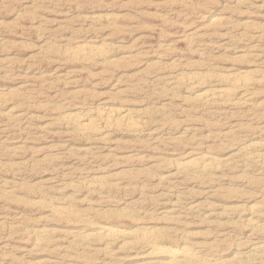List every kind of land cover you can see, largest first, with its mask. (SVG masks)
Listing matches in <instances>:
<instances>
[{"label":"rangeland","instance_id":"1","mask_svg":"<svg viewBox=\"0 0 264 264\" xmlns=\"http://www.w3.org/2000/svg\"><path fill=\"white\" fill-rule=\"evenodd\" d=\"M263 146L264 0H0V264H264Z\"/></svg>","mask_w":264,"mask_h":264},{"label":"bare ground","instance_id":"2","mask_svg":"<svg viewBox=\"0 0 264 264\" xmlns=\"http://www.w3.org/2000/svg\"><path fill=\"white\" fill-rule=\"evenodd\" d=\"M70 53L73 55V57L77 58V59H87V58H91L93 56H96V55H100L102 54V52H100V49L99 48H96L94 46H83V45H79L77 46L76 48H74L73 50L70 51ZM241 76V75H240ZM191 78V77H190ZM189 79V78H188ZM192 80V79H190ZM228 80V79H227ZM236 80V79H234ZM242 80V79H241ZM250 81V80H249ZM194 82V81H193ZM248 82V81H247ZM247 82L245 80H242L240 81V86H247ZM238 83V82H237ZM194 84V83H193ZM195 87L198 88V84L194 85ZM239 86V87H240ZM192 87V86H191ZM200 87V86H199ZM225 90H218V91H205L203 93H201V96H200V100L204 101V102H211V100L215 99L216 97L220 96L223 94ZM245 91V90H244ZM243 91V92H244ZM227 93V92H226ZM232 93V92H231ZM230 93V94H231ZM229 95V94H228ZM233 95V94H232ZM247 95V94H246ZM223 97V96H222ZM225 97V96H224ZM217 99V98H216ZM247 101V100H246ZM120 110V109H119ZM129 110V109H128ZM100 114V113H99ZM98 115V114H97ZM102 116V119L110 126H113V125H119V124H127V125H130V126H135L137 125L135 120L132 119L133 116L131 115V113L129 111H123V112H120V113H114L111 110H105V112H103L101 114ZM98 118V117H97ZM66 119L73 123L74 125L77 126L78 129L82 130V131H90V132H98L100 131L97 127H95L93 125V123H91V120L93 118L85 120L84 121V118L80 117L79 113H70L68 115H66ZM95 122V120H93ZM98 126V125H97ZM99 127V126H98ZM106 127V126H105ZM136 127V126H135ZM112 128V127H111ZM89 133V132H88ZM94 133V134H95ZM259 145V144H258ZM262 146V145H261ZM264 147V146H263ZM262 147V148H263ZM260 149V148H259ZM262 153V152H261ZM260 153V154H261ZM250 154V153H249ZM262 155V154H261ZM249 156V155H248ZM211 157V156H210ZM251 157V156H250ZM258 157V156H257ZM213 158V157H212ZM246 158V157H245ZM216 160V159H215ZM221 160V159H220ZM260 160V159H259ZM257 160V161H259ZM214 160H210L209 157L208 158H202L201 160H199L198 158H194V159H191L189 161H185L184 163H181V164H178L180 168H188L190 166H194V167H198L200 169H203V172H205L204 170L206 169H212L215 167L214 163H213ZM224 161V160H223ZM264 162V161H263ZM180 163V162H179ZM178 165H177V168H178ZM216 168V167H215ZM217 169V168H216ZM199 170V169H198ZM208 171V170H207ZM50 205V204H49ZM52 208V207H51ZM253 209V208H252ZM52 210V209H51ZM53 210L56 212V213H59L60 215L61 214H68L67 213V208L64 207V206H55L53 207ZM252 211V210H251ZM263 208L262 210L259 209V208H254L252 213H251V216L249 218V225L252 226V228H255V226L258 225V222H259V219L261 217L264 216V212H263ZM248 219V218H247ZM85 220V218H84ZM80 221V220H79ZM91 222V221H89ZM94 225V224H93ZM97 225V224H96ZM260 227V226H259ZM79 228V227H78ZM87 228V227H86ZM98 228L101 229V231L105 232L106 233V236H108L109 240L110 241H114L116 240L117 238H120L122 236H125L127 234V232L125 231H122V230H119L112 227V226H109V225H99ZM146 232V231H145ZM150 232V231H149ZM147 232V233H149ZM259 232V231H258ZM131 233V232H130ZM132 234V233H131ZM144 234V233H143ZM146 234V233H145ZM258 234V233H257ZM104 235V234H102ZM129 235V234H128ZM135 235V233H134ZM133 235V236H134ZM255 236V235H254ZM104 237V236H103ZM252 237V236H251ZM126 238V237H125ZM128 238V237H127ZM142 238V236H141ZM144 240L149 244V245H152L153 246V249L155 252L157 253H166L168 255H170L176 262L177 264L178 263H181V262H186V261H193L194 262V256L193 253L190 251V249L188 247H181V248H176V247H162L159 246L156 241L154 240L153 237H151L150 235H144ZM252 239V238H251ZM250 239V240H251ZM263 239V238H262ZM141 240V239H140ZM257 240V239H256ZM135 241V240H134ZM161 241V240H160ZM163 241V240H162ZM259 241V240H258ZM140 242V241H139ZM257 242V241H256ZM115 243V242H114ZM123 243V241H122ZM128 243V242H127ZM138 243V242H137ZM145 243V242H144ZM165 243V242H164ZM263 243H264V240H263ZM131 244V243H130ZM135 244V243H134ZM251 244V243H250ZM123 245V244H122ZM127 245V244H125ZM146 245V244H145ZM187 245V244H186ZM132 246V244H131ZM134 246V245H133ZM147 246V245H146ZM164 246V245H163ZM168 246V245H167ZM191 246V245H190ZM128 247V246H127ZM135 247V246H134ZM144 247V246H143ZM193 247V246H192ZM252 247V246H251ZM145 248V247H144ZM148 248V246H147ZM256 250L255 253H261V255L264 256V244L262 245H253V247L251 249ZM139 249V248H138ZM146 250V249H145ZM150 251V250H149ZM152 251V252H154ZM239 251V250H238ZM244 252V251H243ZM242 252V253H243ZM155 254V255H158V254ZM238 253V252H237ZM241 253V252H240ZM247 253V252H246ZM146 254V253H145ZM252 254V253H251ZM114 255V253H113ZM154 255V256H155ZM257 255V254H256ZM137 256V254L135 255ZM140 256V255H138ZM153 256V255H152ZM254 256V255H253ZM196 257V256H195ZM239 257V256H237ZM257 257V256H256ZM198 259V258H197ZM200 260V259H199ZM237 261V260H236ZM252 261V260H251ZM256 261V260H255ZM172 262V261H171ZM203 262V261H202ZM245 262V260L243 261ZM191 263V262H190ZM261 263V262H260ZM203 264H206V263H203ZM241 264V263H240Z\"/></svg>","mask_w":264,"mask_h":264}]
</instances>
